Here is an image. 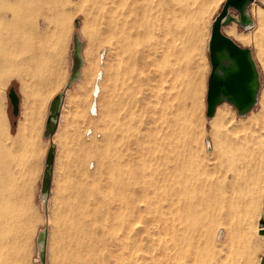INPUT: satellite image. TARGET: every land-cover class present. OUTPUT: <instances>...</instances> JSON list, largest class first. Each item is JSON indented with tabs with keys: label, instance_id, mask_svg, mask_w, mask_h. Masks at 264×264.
<instances>
[{
	"label": "rangeland",
	"instance_id": "1",
	"mask_svg": "<svg viewBox=\"0 0 264 264\" xmlns=\"http://www.w3.org/2000/svg\"><path fill=\"white\" fill-rule=\"evenodd\" d=\"M68 1L63 15L60 13L58 30L51 25L47 33L52 39L47 63L40 58L31 71L25 59L6 55L12 34L8 29L14 23L11 14L18 3L0 0V157L14 158L20 166L15 162L18 171L0 175V208L17 201L23 209L31 195L35 199V264H257V238L261 237L264 247V236L258 234L264 199V131L246 146L242 139L246 132L238 128L247 127L259 112V97L264 92V28L256 23L254 12L258 8L264 11V4L260 0L249 4L252 28L241 27L240 15L231 7L227 13L235 21L221 26L220 32L226 37L223 29L229 25L247 36L245 43L228 37L249 49L260 83L258 105L245 116L227 102L216 106L215 112L229 116L222 125L215 122V112L207 116L206 98L212 71V25L227 0H182L191 10L185 20L190 27L187 40L184 38L187 43L179 57L167 55L170 62L166 69L153 51L157 50V43H153L157 42L156 35L138 39V43L144 41L135 45L144 55H137L142 57L135 61L139 66L133 64L124 45L129 32L124 18L132 15L135 20L139 13L136 8L147 7L153 0ZM152 17L143 18L144 28H148L145 24L150 29L157 23ZM166 38L173 45L168 50L176 47V53L179 42L174 45L170 36ZM141 44L148 47L147 51ZM75 54L80 64L71 79ZM47 67V79L53 81L48 82L47 94L38 101ZM98 74L99 93L94 98ZM11 88L19 97L16 116L8 99ZM59 93L63 98L54 118L56 129L46 135L49 107ZM93 104L95 115L90 113ZM213 124L222 127L214 133ZM228 125L232 131L224 129ZM51 146L53 163L47 171L50 186L45 190L43 179ZM241 148L246 158L237 161L243 153ZM236 165L248 166L243 169L246 173L237 175ZM243 177H247L246 189L241 184ZM72 225L75 230L86 227L88 239L82 235L78 238L91 245V254L74 243Z\"/></svg>",
	"mask_w": 264,
	"mask_h": 264
},
{
	"label": "bare ground",
	"instance_id": "2",
	"mask_svg": "<svg viewBox=\"0 0 264 264\" xmlns=\"http://www.w3.org/2000/svg\"><path fill=\"white\" fill-rule=\"evenodd\" d=\"M18 4H15L14 7L17 9L14 8L13 10V14L12 15V19H13V29L11 28L10 26V31H12L11 35L10 34H7V35H10V38L9 36L8 37H5V38H9V41L7 42L8 43V47H6L8 49L7 51V54L9 56V58L15 56V57H18V58H22V59H25V62H26V67H29L31 71L34 70V66H35V62L37 60H39L40 58H42L43 61H45V63H47L48 59H49V52L51 48L49 47H52L50 45V43L52 42V39H50L49 37H51L50 35H48L47 33H49L50 30V27L51 25H55V28L57 27V25L59 24V16H60V13L64 10L65 6H67L69 4V1L68 0H16ZM186 1V0H185ZM13 2V1H12ZM117 4H118V1H116ZM121 2V1H120ZM184 1L182 0H153V2L150 3L149 6L147 7H142V6H138L139 9L137 10L136 8V11H139L136 12L137 14H135L136 19L133 20L131 19L132 15H130V18L127 20L126 17L124 18V23H126V25L129 27H125L127 28V36L125 38L126 40V44L124 43V45H126V48L132 56V61H133V64L136 65V66H139L137 65V63L135 61H137V55H138V51L135 50V45H137L136 43H138V39L140 38L141 40V37L144 38L143 36H153V35H156V41L157 42H153L154 45L156 46V43H157V50H153L154 53H155V57L158 55L160 56L161 60L160 62L161 63H164V66L163 67L164 69H166V66L169 67V64L168 62L170 61H166V58L168 57L167 55H169L170 53L172 54V56H176L179 57L180 56V53L181 52V49H182V46L184 45V42L187 43V32L189 30L190 27H188V24L187 22L185 23V20L189 17L188 15L191 13V10H190V7L188 6V4L186 3H183ZM244 2V5L240 8V5ZM260 3H263L264 4V0H260L259 1ZM115 3V2H114ZM193 3L195 4L196 2L193 1ZM234 3L237 5V7L239 8L238 10V13L241 15L242 17V23L246 26V29H250V26H253L254 25V22L253 20L251 19L250 15H249V12L247 11V4H248V1L247 0H234ZM2 4V3H1ZM116 4V3H115ZM2 6V5H1ZM19 6V7H18ZM4 7V6H3ZM81 7V6H80ZM8 8V7H7ZM9 8L11 9V6H9ZM13 8V7H12ZM68 9V8H67ZM135 9V8H134ZM7 10V9H6ZM10 11V10H9ZM134 11V10H133ZM120 13V11H118ZM255 15L257 16V21L256 23L258 24V26L260 28H264V11L261 10V9H256L255 11ZM134 13V12H133ZM62 14V13H61ZM139 14V15H138ZM193 14V13H192ZM63 15V14H62ZM114 15V14H113ZM153 16L152 18H154V20L157 21V23H155L152 28L149 29V24H145V25H148V28L145 26V28L143 27L144 24L142 25L143 23V20L146 18V16ZM34 17V19H33ZM64 17V16H63ZM124 17V16H123ZM145 17V18H144ZM191 17V16H190ZM61 18V17H60ZM116 18V17H114ZM144 18V19H143ZM132 21H131V20ZM224 19L226 21L228 20H231L234 19L230 14L227 13V15L224 17ZM148 20V19H147ZM64 21V20H63ZM128 21V22H127ZM155 21V22H156ZM216 21V20H215ZM58 22V23H57ZM120 22V21H119ZM239 22H240V19H239ZM12 23V22H11ZM231 23V22H230ZM11 25V24H10ZM64 26V25H63ZM124 26V25H123ZM6 27V26H5ZM120 27V26H119ZM7 28V27H6ZM6 28H5V31H6ZM123 29V32L124 30L126 29ZM185 28V29H184ZM56 30H58V28H56ZM55 30V31H56ZM121 30V28H120ZM9 31V33H10ZM223 32L225 35H227V37H233V38H237L238 41L242 42V43H245L247 42L246 40V37H245V34L243 33H238L236 31V28L235 26L233 25H229L227 27H225L223 29ZM55 33V32H54ZM112 33V32H111ZM50 34V33H49ZM60 34V33H59ZM7 35H4V36H7ZM49 37H48V36ZM102 35V34H101ZM124 35L125 32H124ZM189 35V34H188ZM117 36V35H116ZM167 36H170V38H172V41H173V44L175 45L176 42H179V45H180V48L179 50H177V52L175 53V48L173 50H168V49H171V46L170 44H168V42L166 41L167 40ZM159 37L161 38V40L159 39ZM211 37V36H210ZM219 39H221V41L218 42V46H220V53L217 54V58L221 55V56H225V57H228L229 54V50H227L228 48V45L226 44L224 38L222 35L218 36ZM49 38V39H48ZM122 38V37H121ZM147 38V37H145ZM169 38V39H170ZM184 38H186V40L184 41ZM3 39V38H2ZM57 39H59V37H57ZM113 39V38H112ZM152 39V38H151ZM149 39V40H151ZM168 39V40H169ZM248 39V38H247ZM56 40V39H55ZM236 40V39H235ZM1 41V40H0ZM4 41V40H3ZM124 41V39L122 40ZM151 41H155L154 39L151 40ZM61 42V41H60ZM140 42V41H139ZM144 41H141L140 43H143ZM138 43V44H140ZM150 43V42H149ZM148 43V46H150V44ZM1 44V43H0ZM118 44V43H117ZM144 44H147V42H145ZM5 45V44H4ZM143 46V44H141ZM77 46V45H76ZM113 46V45H112ZM141 46V47H142ZM151 46H153V44L151 43ZM154 46V47H155ZM163 46H167V50L164 49ZM185 46V45H184ZM4 47V46H2ZM1 47V48H2ZM59 47V46H58ZM144 47V50L148 49ZM142 47V48H143ZM153 47V48H154ZM152 48V49H153ZM156 48V47H155ZM61 49V48H60ZM133 49V50H132ZM151 49V48H150ZM113 50V49H112ZM56 51V50H55ZM119 51V50H118ZM147 51V50H146ZM145 51V52H146ZM150 51V50H148ZM4 52V51H2ZM6 52V51H5ZM51 52H54V51H51ZM144 52V53H145ZM152 52V50H151ZM148 53V52H146ZM4 54V53H3ZM140 54V53H139ZM151 54V53H149ZM141 56H144L142 53L140 54ZM148 55V54H147ZM146 55L145 58H150ZM8 56H5V57H8ZM140 56V57H141ZM171 56V55H170ZM233 56V55H232ZM139 57V59H141ZM234 57V56H233ZM243 57L245 59V61H249L252 63L254 69H255V75L257 76V78H255V76L253 77V75H251V78H248V80H246V84H245V89L246 91L250 92L252 95H253V101L248 104L244 110L241 109L240 110V113L241 115H243V113H245L248 109V111H250L252 108H254L256 105H258V91L260 89V83H259V78H258V73H257V69H256V66H255V63L251 57V54H250V51L248 49H245V52L243 53ZM14 58V57H13ZM129 58V57H128ZM127 58V59H128ZM169 58V57H168ZM235 58V57H234ZM155 59V58H154ZM178 60V59H177ZM228 61H224L223 63L220 64V69H218L217 71H215V74L214 76L215 77H218V78H224L225 76H227L229 73H233L235 72L236 70V67L234 68H229L230 66H232L231 63H235V60L233 62H229V57L227 59ZM76 61V68L74 69V73L71 77V79H73L76 75H77V70H78V65L80 64L79 61H77V59H75ZM141 61V60H140ZM164 61V62H163ZM237 61V60H236ZM151 62L155 63L154 60ZM159 62V63H160ZM139 63V62H138ZM152 63V64H153ZM160 63V64H161ZM15 64V63H14ZM20 64V63H19ZM118 64V63H117ZM132 64V65H133ZM263 64V63H262ZM131 65V64H129ZM235 65V64H234ZM20 66V65H19ZM60 66V65H59ZM58 66V67H59ZM118 66V65H117ZM135 66V67H136ZM21 67V66H20ZM24 67V66H23ZM22 67V68H23ZM46 67V66H45ZM122 67V66H121ZM131 67V66H129ZM133 67V66H132ZM50 68V66H49ZM48 67L46 68V78L43 80H41V90H40V93L38 92V94L40 95L39 96V99L38 101L41 99L42 101V97L41 95L43 94H47L48 90H47V85H48V82L51 80L47 79V77H49V69ZM162 68V72H164L165 70ZM42 69V68H41ZM131 69V68H130ZM134 69V68H133ZM159 69V68H158ZM168 69V68H167ZM171 68H169L170 70ZM27 70V69H26ZM45 70V69H44ZM137 70V69H136ZM164 70V71H163ZM174 70V69H173ZM15 71V70H14ZM176 71V70H174ZM186 71V70H185ZM179 72V71H178ZM177 72V73H178ZM135 73V72H134ZM30 74V73H29ZM127 74V73H126ZM165 74V73H164ZM164 74H160L162 77H164ZM174 74H176L174 72ZM35 76H38V75H35ZM56 76V75H55ZM137 77V76H136ZM161 77V78H162ZM177 77L179 78V75L177 74ZM175 77V78H177ZM59 78V77H58ZM80 78V77H79ZM110 78V77H109ZM101 79V75L98 74L97 77H96V80H95V85H94V91H93V97L96 98L98 96V93H99V87H98V82L99 80ZM133 79V78H132ZM147 79V78H146ZM136 80V78H135ZM53 81V80H52ZM135 82V81H134ZM38 83V82H37ZM138 83H139V80H138ZM28 84V83H27ZM35 84V83H34ZM137 84V83H136ZM51 85V83L49 84V86ZM26 86V85H25ZM138 86V85H137ZM31 87V86H30ZM125 87V86H124ZM134 87V86H133ZM28 88V86H27ZM49 88V87H48ZM132 88V86H131ZM127 89V88H126ZM128 90V89H127ZM134 90V89H133ZM38 91V90H37ZM224 91V90H223ZM238 91V90H236ZM263 92V91H262ZM128 93V92H127ZM260 97H259V112H257V114H255L256 116L252 117V119L249 120V123H248V126L246 127V125H241V127L238 128V130L240 132H243L245 133L246 135H244L242 137L243 141L246 143V146H250L248 145L247 143L251 144L252 141H255L258 136L259 133H261L262 131H264V92L263 93H260ZM62 98H63V95L62 93H59L54 99H53V102L51 103L49 109L51 110L50 112V117L48 118L46 124H45V133L46 135H50L52 134L55 129H56V124L54 122V118L56 117L57 115V112L59 110V106L61 104V101H62ZM228 100H230L232 103H235V105H238V103H240L241 101V98H240V95L238 94V92H236L233 96L232 95H228L226 97ZM125 103V102H124ZM133 104V103H132ZM216 109V108H215ZM95 110H96V106L95 104H93L90 108V113L91 115H95ZM122 110V109H121ZM215 112V111H214ZM129 114V113H128ZM130 116V115H129ZM215 122H219L220 124L222 123V125L225 123L226 119L229 117L227 113L225 112H222V111H218L216 110L215 112ZM228 123V122H227ZM232 123V122H231ZM229 123V124H231ZM219 124V125H220ZM218 125V126H219ZM229 126V125H228ZM222 127V126H221ZM221 127H216L215 124H213L212 126V130L213 132L215 133L219 128ZM224 129H229L231 130L230 126L229 128H227L226 126H223ZM226 127V128H225ZM220 130V129H219ZM229 130H226L229 132ZM6 131V130H5ZM232 131V130H231ZM230 131V133H231ZM238 131V132H239ZM247 131L250 133V135L248 136L247 134ZM255 133V134H254ZM260 135V134H259ZM262 136V135H261ZM238 137V136H237ZM236 137V138H237ZM241 137V136H240ZM239 138V137H238ZM237 138V139H238ZM242 139L240 140V142L242 143ZM231 140V139H230ZM233 142V141H232ZM243 142V144H244ZM258 142V141H257ZM260 142V140H259ZM262 142V141H261ZM253 145L257 144L255 142L252 143ZM259 144V143H258ZM231 146V145H230ZM244 146V145H243ZM6 147V146H5ZM4 147V148H5ZM225 147V146H224ZM228 147V146H227ZM241 147V146H239ZM255 147V146H254ZM253 147V148H254ZM256 147H259V146H256ZM229 148V147H228ZM247 148V147H246ZM251 148V147H250ZM222 149V148H221ZM252 149V148H251ZM251 149L250 152H251ZM260 148L257 149V151L259 150ZM235 152H236V149H234ZM243 153H241L238 158H240L237 161H241V160H244L246 158L245 156V150H243V148L240 149ZM239 150V151H240ZM6 151V150H5ZM233 151V150H232ZM231 151V152H232ZM238 151V150H237ZM254 150H252L253 152ZM223 152V151H222ZM227 152V151H226ZM224 152V153H226ZM9 153V152H8ZM259 153V152H258ZM257 153V154H258ZM228 154V153H227ZM239 154V153H238ZM243 154V155H242ZM229 155H231V153L229 152ZM233 155V153H232ZM234 156V155H233ZM249 156V154H247V157ZM14 157V156H13ZM231 157V156H230ZM232 158V157H231ZM17 159V158H16ZM228 159V157H227ZM230 160V159H229ZM234 160V159H232ZM232 160H230L232 162ZM15 159L14 158H11V157H8L7 155H3L0 157V175H7L10 171H18V166H19V163L18 166L16 165L15 163ZM226 162V161H225ZM53 163V146L50 147V151H49V155L47 157V162H46V169H45V174H44V179H43V188L46 190L49 188L50 186V175L49 173L47 172L49 170V167L50 165ZM224 163V162H223ZM229 163V162H227ZM226 163V164H227ZM231 164V163H230ZM233 165V164H232ZM231 165V167H232ZM238 165V164H237ZM236 165V166H237ZM226 166V165H224ZM229 166V165H228ZM235 166V167H236ZM20 167V166H19ZM117 167V166H116ZM230 167V166H229ZM234 167V170L237 171V175H240V173H246V171H244L243 169L244 168H248V166L244 167V166H240V167ZM121 168V167H120ZM228 168V167H226ZM231 170V169H229ZM233 170V168H232ZM231 170V171H232ZM228 171V170H227ZM10 172V174H11ZM234 172V171H233ZM239 173V174H238ZM18 174V173H17ZM235 174V173H234ZM233 174V176H234ZM16 175V173H15ZM224 175V174H223ZM242 175V174H241ZM9 176H12V175H9ZM14 176V175H13ZM17 176V175H16ZM232 176V177H233ZM244 176V175H243ZM15 177V176H14ZM13 177V178H14ZM20 177V176H19ZM17 176V179L19 178ZM242 177V176H240ZM248 177V176H247ZM247 177H243L242 178V182L241 184H244L243 188L246 189L248 188V185L245 184V181L247 180ZM11 179V177H10ZM15 179V180H17ZM8 180V179H7ZM118 180V178H117ZM120 180V179H119ZM6 181V179H5ZM236 181V180H235ZM240 181V180H239ZM9 182V181H8ZM14 182V181H13ZM10 183V182H9ZM17 183V182H16ZM117 183H120V181H118ZM229 183V182H228ZM234 183V182H233ZM240 183V182H239ZM5 184V183H4ZM7 184V183H6ZM121 184V183H120ZM235 184V183H234ZM233 184V185H234ZM11 185V184H10ZM8 185V186H10ZM14 186V185H13ZM16 186V185H15ZM237 186V185H236ZM6 187V186H4ZM121 187V186H120ZM233 187V186H232ZM12 188V187H11ZM239 188H241V186H239ZM0 189H3V188H0ZM125 190V188H123ZM237 189V188H236ZM120 190V189H119ZM5 191V190H4ZM215 191V190H214ZM238 191V190H237ZM125 193V191H124ZM124 193H122V195H124ZM118 194V193H117ZM126 194V193H125ZM134 194V193H132ZM120 196V197H123V196ZM135 195V194H134ZM125 196V195H124ZM235 196V195H234ZM75 198V197H74ZM127 198V197H125ZM122 200V198H120ZM124 201L127 202V200L124 199ZM130 201V199L128 200V202ZM120 202V201H119ZM131 202H133V200H131ZM130 202V203H131ZM126 205V204H125ZM195 205V204H194ZM242 205V204H241ZM80 206V205H79ZM130 206V205H129ZM230 207V206H229ZM234 207V206H233ZM63 208V207H62ZM76 210H78L76 207L74 208ZM73 209V210H74ZM169 209V208H168ZM241 209V208H240ZM75 210L74 212V215L75 213L77 214V211ZM170 212V211H169ZM72 213V212H71ZM73 214V213H72ZM130 215V212L128 213ZM236 215V214H235ZM76 217V216H74ZM71 218L72 215H71ZM77 218V217H76ZM74 220V219H73ZM73 220H71L73 222ZM167 220V219H166ZM241 220V219H240ZM119 221V220H118ZM161 221V220H160ZM203 221V220H202ZM158 222V221H157ZM228 222V221H227ZM73 224V223H71ZM164 224V223H163ZM71 228L74 229L73 225L71 226ZM83 228H85L84 230H86V227H77V229L73 231L74 235L76 236V240L74 241V243L76 245H79L80 248H83L85 250V252L87 253H92V247L91 245H89L86 240L85 241H80L78 237H81L82 239V236H84V239H86L87 237V230L84 231ZM160 228V227H159ZM162 230V229H160ZM170 230V229H169ZM164 231V230H163ZM87 234H86V233ZM165 232V231H164ZM169 232V231H168ZM82 235V236H81ZM88 239V237H87ZM88 247V248H87ZM41 257H42V261L44 262V252H42L41 254Z\"/></svg>",
	"mask_w": 264,
	"mask_h": 264
},
{
	"label": "water",
	"instance_id": "3",
	"mask_svg": "<svg viewBox=\"0 0 264 264\" xmlns=\"http://www.w3.org/2000/svg\"><path fill=\"white\" fill-rule=\"evenodd\" d=\"M247 1H248L247 4V9H248L249 4L253 0H247ZM243 5L244 2L240 5V8ZM229 7L234 8L237 11L239 10L237 5L234 3V0H227L223 12L215 19L216 21H214L212 25L211 37L209 40V59L212 66V71L207 82V98H206L207 116H211L214 113L216 106L222 102H227L233 105L240 116H245L249 112L248 111L249 109L245 113H243V115H241L240 110L241 109L244 110V108L253 101V95L250 92L246 91L245 84H246V80H248V78H251V75L257 78V76L255 75V69L252 63L250 62V60L245 61L243 57V53L245 52V49L239 47L231 38L224 36L220 32L222 25H227L230 24L231 22V20L226 21L224 19V17L227 15V9ZM241 19L242 17L240 15V22L238 21V24L244 29H246V26L242 23ZM232 20L235 21V19ZM252 27L253 26H250V28ZM220 35L223 36L226 44L228 45L227 50H229L228 52L229 62H233L234 59L237 60V61L235 60V63H231L232 66L229 67L230 69L236 67L235 72L229 73L224 78H218L214 76L215 71L220 69V64L223 63L224 61H228L227 60L228 57L225 56L223 57L220 55L217 58V54L220 53L219 51L220 46H218V42L221 41V39H219L218 37ZM75 59H77V61L80 62L79 57L75 54L73 56L72 75L74 73L73 72L74 69L76 68ZM236 92H238L241 98L240 100L241 102L238 103V105H235V103H232L230 100L226 98L228 95L233 96ZM8 99L12 107V114L13 116H16L18 113L19 97L12 88L9 90ZM262 209H263V213L260 214L258 221V228H259L258 234L264 236V199H263ZM260 264H264V254L261 257Z\"/></svg>",
	"mask_w": 264,
	"mask_h": 264
},
{
	"label": "crops",
	"instance_id": "4",
	"mask_svg": "<svg viewBox=\"0 0 264 264\" xmlns=\"http://www.w3.org/2000/svg\"><path fill=\"white\" fill-rule=\"evenodd\" d=\"M17 129V128H16ZM15 201L0 208V264H35L38 243V206L34 198L21 209ZM264 254L261 237L257 238V264Z\"/></svg>",
	"mask_w": 264,
	"mask_h": 264
}]
</instances>
